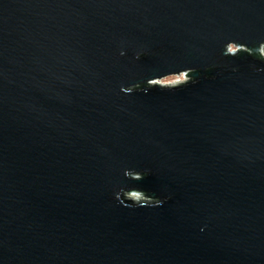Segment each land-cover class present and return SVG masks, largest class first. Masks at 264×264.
Wrapping results in <instances>:
<instances>
[{"label":"water","instance_id":"95a60500","mask_svg":"<svg viewBox=\"0 0 264 264\" xmlns=\"http://www.w3.org/2000/svg\"><path fill=\"white\" fill-rule=\"evenodd\" d=\"M261 51L264 0H0V264H264Z\"/></svg>","mask_w":264,"mask_h":264},{"label":"rangeland","instance_id":"374dc122","mask_svg":"<svg viewBox=\"0 0 264 264\" xmlns=\"http://www.w3.org/2000/svg\"><path fill=\"white\" fill-rule=\"evenodd\" d=\"M230 49H234V47L231 46ZM261 54H262V56H264V52L261 51ZM182 80H183L182 75L178 74V75L168 76V77H165V78L156 80V81L160 85H164V86H176ZM138 199H139V201H137V202H147V198L144 197L141 194H138Z\"/></svg>","mask_w":264,"mask_h":264},{"label":"built area","instance_id":"2783aa9c","mask_svg":"<svg viewBox=\"0 0 264 264\" xmlns=\"http://www.w3.org/2000/svg\"><path fill=\"white\" fill-rule=\"evenodd\" d=\"M228 50H229V52H235V51H237V49L234 47V49H230V47L228 48ZM263 52V51H262ZM187 72H182V73H180V75H182V77H183V80L182 81H180V83L179 84H181V83H185L188 79H189V77L188 76H185V74H186ZM178 84V85H179Z\"/></svg>","mask_w":264,"mask_h":264},{"label":"bare ground","instance_id":"6f19581e","mask_svg":"<svg viewBox=\"0 0 264 264\" xmlns=\"http://www.w3.org/2000/svg\"><path fill=\"white\" fill-rule=\"evenodd\" d=\"M152 83H153V84H158L157 81H153ZM152 83H151V84H152ZM159 85H160V84H159ZM127 197H128L129 199H131V200L136 201V202L139 201V199H138V194H137V193H131V194H128Z\"/></svg>","mask_w":264,"mask_h":264},{"label":"trees","instance_id":"16d2710c","mask_svg":"<svg viewBox=\"0 0 264 264\" xmlns=\"http://www.w3.org/2000/svg\"><path fill=\"white\" fill-rule=\"evenodd\" d=\"M259 58H260V59H264V56H262V54H261V55H259Z\"/></svg>","mask_w":264,"mask_h":264}]
</instances>
